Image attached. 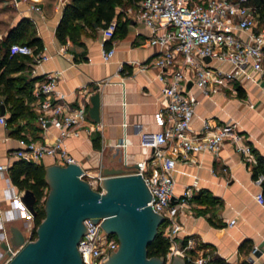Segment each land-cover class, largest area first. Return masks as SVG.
I'll list each match as a JSON object with an SVG mask.
<instances>
[{
    "label": "crops",
    "instance_id": "1",
    "mask_svg": "<svg viewBox=\"0 0 264 264\" xmlns=\"http://www.w3.org/2000/svg\"><path fill=\"white\" fill-rule=\"evenodd\" d=\"M41 3V12H21L25 3L18 9L20 17L26 15L34 19L35 32L47 46L50 56L33 61L28 55L23 71L28 77L39 78L49 71L60 70L54 96L62 95L71 105L82 100L85 93L91 95L99 90L103 124L102 131L98 132L100 146H93L92 137L96 132L89 135L84 129L78 136L64 137L63 145L91 173L102 174L104 167L130 168L144 152L140 140L158 128L154 113L163 102L158 69L148 66L141 71L136 64L149 61L155 54V46L148 40L149 28L133 17L137 1L122 0L116 5L113 19L118 15L121 19L112 37L104 36L100 25H85L77 41L67 37L64 42L55 34L64 5H59L57 0H42ZM103 45L114 46L111 58L106 61L101 56ZM120 64L123 67L119 69ZM107 77L110 79L105 82ZM255 78L258 77L236 83L235 91L225 87L209 95L192 85L191 90L199 97L192 129L199 130L206 117L211 124L236 119L247 141L264 155V83ZM5 115L7 117V111ZM123 121H126L125 127ZM17 124L19 128H15L16 124L0 123V163L8 167L18 159L13 154L15 148L22 147L29 139L52 141L59 133L51 123L41 127L37 118L30 121L21 118ZM122 137L128 141L127 165L122 150L113 146ZM39 162L46 167L54 160L45 155ZM254 164L245 163L228 140L222 142L217 153L202 151L179 159L174 173L175 193L180 195L186 185L195 181L199 190L204 189V194L218 198L208 202V196L194 197L190 205L182 206L176 215L182 225L180 237L193 238L194 245L188 249L191 254L209 252L211 258H221L230 264L248 262L253 245L264 237V208L254 198L261 190V179L255 180L252 176ZM21 190L12 182L8 168L0 172V221L3 222L0 232L5 235H9L13 223L23 230L32 224L33 216L14 197ZM230 219H234L232 224L228 223ZM6 258L7 255L0 264ZM262 262L264 255L256 256L254 264Z\"/></svg>",
    "mask_w": 264,
    "mask_h": 264
},
{
    "label": "built area",
    "instance_id": "2",
    "mask_svg": "<svg viewBox=\"0 0 264 264\" xmlns=\"http://www.w3.org/2000/svg\"><path fill=\"white\" fill-rule=\"evenodd\" d=\"M13 1L17 7L26 4L20 8L23 13L42 11V0ZM67 1L57 0L59 5ZM133 17L149 28L148 40L155 46V54L149 61L136 64L141 71L148 66L158 69L163 102L154 113L158 128L140 140L144 152L133 166L125 167V170L140 172L152 192L148 203L163 215L159 226L162 235L170 241L166 264L177 253L193 264H208L211 253L191 254L188 249L194 245L193 238L185 237L186 241L182 242L184 237L179 234L182 225L176 215L182 206L190 205L191 197L199 190V186L194 181L186 185L180 195L175 193L174 173L177 162L202 151L217 153L225 140L233 144L245 163H256V158L252 145L236 119L229 118L211 124L206 117L202 119L199 130L192 129L191 122L199 97L191 90V86L195 85L204 95H209L225 87L235 91L236 83H243L256 76L258 78L255 80L264 83V23L254 0H138ZM115 25L116 20L112 19L108 25L102 26L104 36L112 37ZM113 52V45H103V60L110 59ZM10 53L29 55L33 61L50 56L46 45L37 48L25 42L11 43ZM122 67L120 64L119 69ZM60 73V70H53L36 78L30 101L40 126L45 128L51 123L59 129V133L52 141L29 139L22 147L13 150L18 158L39 162L42 157L49 155L60 164L78 162L63 145V138L78 136L82 129L89 135L102 131L101 120H94L88 112L90 93H85L76 105L63 100L62 95L54 96ZM109 79L107 77L104 81ZM189 81L191 86H188ZM0 123H7L5 114L0 113ZM122 124L125 127L126 121ZM127 142L122 137L113 145L124 153L126 165ZM7 168L8 165L0 163V172ZM81 176L92 186L102 189V174L91 173L82 167ZM260 179V175L255 178ZM23 191L14 194L22 205L20 195ZM254 198L264 208L262 190L257 191ZM100 222V219L94 222L89 217L84 219L87 231L82 233L77 244L84 264H104L110 251L119 245L116 234L105 230ZM233 222L234 219L228 221L229 224ZM0 226H3L2 221ZM32 238L25 233V241ZM253 251L254 248L250 253L253 255L252 262L248 259V262L234 264H254L256 255ZM7 260L8 255L2 264Z\"/></svg>",
    "mask_w": 264,
    "mask_h": 264
},
{
    "label": "water",
    "instance_id": "3",
    "mask_svg": "<svg viewBox=\"0 0 264 264\" xmlns=\"http://www.w3.org/2000/svg\"><path fill=\"white\" fill-rule=\"evenodd\" d=\"M191 84L189 81L188 86ZM88 112L94 120H100L99 90L90 95ZM0 113L5 114L3 104ZM81 172L82 166L76 161L53 162L45 167L49 185L45 215L36 226V236L27 241L24 230L17 225L10 226L9 235L0 232V247L8 255L4 264H84L77 244L87 231L86 217L93 222L100 219L103 228L119 240L104 264H166V256L147 253V245L155 237L163 215L148 203L152 192L140 172H128L122 166L104 167L102 189L92 186ZM20 200L33 216V191L24 190ZM253 248L254 255H264V237ZM248 259L252 262L253 255ZM168 264L187 262L177 253Z\"/></svg>",
    "mask_w": 264,
    "mask_h": 264
},
{
    "label": "trees",
    "instance_id": "4",
    "mask_svg": "<svg viewBox=\"0 0 264 264\" xmlns=\"http://www.w3.org/2000/svg\"><path fill=\"white\" fill-rule=\"evenodd\" d=\"M129 2H136L138 0H128ZM122 0H69L66 2L62 9L61 17L56 25L55 34L57 38L64 42L67 37L73 41H77L85 25L93 26H106L115 16V7L121 3ZM257 5V10L261 21L264 23V0H254ZM121 15L116 19L115 30L118 28ZM124 19V21H126ZM95 23V24H94ZM112 35V36H113ZM25 38L26 42L34 45L37 48L42 47L43 41L40 36L36 34L34 29H31V21L26 16H21L16 24L10 27L5 38L2 40L3 53L0 58V110L1 105L7 111V124H16L15 128H19V120L26 118L27 121L37 118V114L29 102L32 99V86L34 80L37 78L28 77L23 71L26 67L25 58L28 56L21 53H10V44L19 42L20 39ZM240 90V88H239ZM94 147L100 146V134L96 132L92 137ZM256 163L252 167V176L257 178L261 176V190L264 194V155L256 148H253ZM9 176L14 184L19 188L26 190L30 189L36 196L34 202L35 214L33 220L35 228L32 230V237L36 236V226L45 215L44 202L47 196L48 183L45 178V165L42 162L28 161L22 158L14 160L8 167ZM204 195V189H200L192 197H200ZM207 198V197H206ZM214 195L208 196V202L217 201ZM185 237L182 242H185ZM244 244L241 243V247ZM170 248V241L167 237L162 235L160 226L155 237L147 245V253L151 255H164ZM187 264H193L188 260ZM211 264H230L223 261L221 258H210L208 263ZM261 264H264L262 262Z\"/></svg>",
    "mask_w": 264,
    "mask_h": 264
},
{
    "label": "rangeland",
    "instance_id": "5",
    "mask_svg": "<svg viewBox=\"0 0 264 264\" xmlns=\"http://www.w3.org/2000/svg\"><path fill=\"white\" fill-rule=\"evenodd\" d=\"M20 15L21 14L19 12V9L15 5L13 0H0V58H1L3 50H4L3 45H2V40L5 38L10 27L13 26L14 24H16V22L20 18ZM28 18L31 21V29H34V31H37V25H36L34 19L30 16ZM19 42H26V39L22 38L19 40ZM29 104H30V102H29ZM94 184H96V182H94ZM47 193H48V189H47ZM12 225H18V224L13 223ZM7 226L8 225H6V228H8ZM23 228H24V232L26 234H30L32 236V230H33V228H35L34 220H32L31 226H29V227L26 226ZM0 250H1L0 262H1V260L4 259V257L7 255V253L1 247H0Z\"/></svg>",
    "mask_w": 264,
    "mask_h": 264
}]
</instances>
